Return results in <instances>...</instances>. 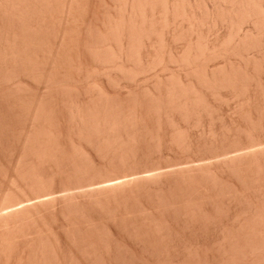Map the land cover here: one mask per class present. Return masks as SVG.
Wrapping results in <instances>:
<instances>
[{
    "label": "bare ground",
    "instance_id": "obj_1",
    "mask_svg": "<svg viewBox=\"0 0 264 264\" xmlns=\"http://www.w3.org/2000/svg\"><path fill=\"white\" fill-rule=\"evenodd\" d=\"M96 2L0 0V264H264V0Z\"/></svg>",
    "mask_w": 264,
    "mask_h": 264
},
{
    "label": "rangeland",
    "instance_id": "obj_2",
    "mask_svg": "<svg viewBox=\"0 0 264 264\" xmlns=\"http://www.w3.org/2000/svg\"><path fill=\"white\" fill-rule=\"evenodd\" d=\"M93 2H95L96 4H98V3L96 2V0H91L92 6H94L93 8L97 7L98 5H96V4L93 3ZM93 4H95V5H93ZM97 9H99V6H98ZM9 136H11V135H9ZM11 137H12V136H11ZM11 137H10V139H11ZM12 138H13V137H12ZM7 140H8V139H7ZM8 141H9V140H8ZM8 141H7V142H8ZM12 141H13V140H11L10 144L12 143ZM8 143H9V142H8ZM10 144H9V145H10ZM5 161H6V160H5ZM1 162L3 163L4 160H2ZM4 164H5V166H7V167L9 166V164L7 165V163H4ZM10 165H11V164H10ZM0 177H1V176H0ZM24 203H25V202H24ZM26 203H27V202H26ZM26 203H25V204H26ZM47 217H49V216H47ZM47 217H46V221H48V220L50 219V217H49V218H47ZM50 221H51V219H50Z\"/></svg>",
    "mask_w": 264,
    "mask_h": 264
}]
</instances>
